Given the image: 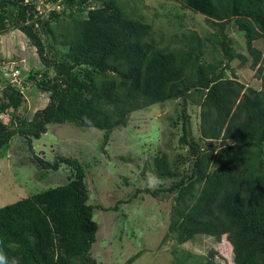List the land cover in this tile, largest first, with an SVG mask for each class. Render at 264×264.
I'll return each instance as SVG.
<instances>
[{
  "label": "trees",
  "instance_id": "16d2710c",
  "mask_svg": "<svg viewBox=\"0 0 264 264\" xmlns=\"http://www.w3.org/2000/svg\"><path fill=\"white\" fill-rule=\"evenodd\" d=\"M38 1L0 0V34L19 30L45 67L30 71L19 85L49 94L47 105L29 119L20 116L25 100L17 82L0 86V116L9 117L8 124L0 118V150L17 137L31 151V139L52 124L98 129L106 143L131 113L179 100V142L189 149V173L181 175L166 153L157 154L154 176L170 185L145 190L155 198L163 192L173 197L162 243L209 236L229 243L233 264H264V66L254 45L264 38V0H178L209 19L214 31L183 36L177 48L153 40L151 25L115 0H43L41 12ZM56 5L63 7L52 9ZM61 17L69 20L61 41L66 51L51 56L42 38L57 39L53 23ZM229 27L244 40L247 55L235 50ZM209 42L219 60H205ZM234 61L256 70L260 89L239 82ZM189 102L199 109L198 139L191 136ZM34 159L41 178L62 165L72 173L65 184L0 206V252L9 264H100L91 248L93 212L101 207L88 203L85 165L63 155L52 162ZM216 256L210 250L196 264H219ZM171 264L189 263L184 256Z\"/></svg>",
  "mask_w": 264,
  "mask_h": 264
},
{
  "label": "rangeland",
  "instance_id": "374dc122",
  "mask_svg": "<svg viewBox=\"0 0 264 264\" xmlns=\"http://www.w3.org/2000/svg\"><path fill=\"white\" fill-rule=\"evenodd\" d=\"M115 1L125 13L141 17L151 25V38L161 46L170 44L177 48L181 44L176 41L183 36L194 33L205 37L207 31H214L209 19L182 8L178 0ZM68 23L67 17L53 23L57 39L43 36L46 51L51 56L55 50L59 54L65 53L61 41ZM229 31L235 50L247 55L242 37L233 29ZM254 45L262 51L264 66V38ZM204 51L206 61L220 59V54L211 49L210 42ZM231 67L239 82L260 89L256 70L239 66L238 61L232 62ZM35 70L44 71L45 67L29 40L13 28L0 34V86L25 80L27 74ZM48 72L53 75L51 69ZM23 94L25 109L20 112L21 117L31 119L48 103L49 94L31 84L23 87ZM180 104L179 100L170 101L131 113L127 125L112 131L106 143L104 132L69 124L47 126V132L39 139H31L32 152L26 141L15 137L7 149L0 150V206L67 182L72 171L65 165L41 178L35 156L49 162L58 155L74 157L86 167L88 203L101 207L93 212L97 233L91 248V256L98 263L127 264L129 258L140 253L132 264H171L184 256L189 264H196L199 256H207L210 250H214L218 252L215 260L219 264H233L231 246L226 240L217 242L209 236H196L193 241L182 245L173 241L162 243L170 222L173 197L163 192L155 198L145 192L146 189L156 190L170 185L169 181H160L154 176L153 159L157 154L166 153L170 162L177 163L181 175L189 173V149L179 142L182 135L178 118L182 109ZM186 114L190 117L191 136L198 139V107L189 102ZM0 118L5 124L9 123L8 116ZM174 122L175 127L172 126Z\"/></svg>",
  "mask_w": 264,
  "mask_h": 264
},
{
  "label": "built area",
  "instance_id": "2783aa9c",
  "mask_svg": "<svg viewBox=\"0 0 264 264\" xmlns=\"http://www.w3.org/2000/svg\"><path fill=\"white\" fill-rule=\"evenodd\" d=\"M42 2H43V0L38 1L39 5H41ZM62 7H63L62 5H56L55 7H52V9L61 10ZM92 7H93V6H92ZM92 7H90V8H92ZM39 8H40V7L37 6V10H39V11L41 12V10H40ZM46 8H49V6H46ZM16 72H17V71H16ZM15 82H17V86H18V88H19L21 91H23V87H22L21 85H19L18 81L15 80ZM15 82H13V83H15Z\"/></svg>",
  "mask_w": 264,
  "mask_h": 264
},
{
  "label": "clouds",
  "instance_id": "9594fccd",
  "mask_svg": "<svg viewBox=\"0 0 264 264\" xmlns=\"http://www.w3.org/2000/svg\"><path fill=\"white\" fill-rule=\"evenodd\" d=\"M0 264H9V259L3 252H0ZM11 264H17V261L13 259Z\"/></svg>",
  "mask_w": 264,
  "mask_h": 264
}]
</instances>
